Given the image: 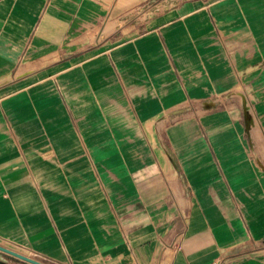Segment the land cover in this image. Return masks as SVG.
<instances>
[{"label":"crops","instance_id":"obj_1","mask_svg":"<svg viewBox=\"0 0 264 264\" xmlns=\"http://www.w3.org/2000/svg\"><path fill=\"white\" fill-rule=\"evenodd\" d=\"M0 245L264 264V0H0Z\"/></svg>","mask_w":264,"mask_h":264},{"label":"water","instance_id":"obj_2","mask_svg":"<svg viewBox=\"0 0 264 264\" xmlns=\"http://www.w3.org/2000/svg\"><path fill=\"white\" fill-rule=\"evenodd\" d=\"M0 252H1V253H5V254L10 255V256H13V257H15V258H17V259H20V260H22V261H25V262H27V263H29V264H42V263H39V262L34 261V260H32V259H29V258H27V257H23V256H20V255H18V254H15V253H13V252L7 251V250H5V249H3V248H0Z\"/></svg>","mask_w":264,"mask_h":264},{"label":"rangeland","instance_id":"obj_3","mask_svg":"<svg viewBox=\"0 0 264 264\" xmlns=\"http://www.w3.org/2000/svg\"><path fill=\"white\" fill-rule=\"evenodd\" d=\"M0 246L3 247V248L10 249L9 247H6V246H2V245H0ZM10 250H12V249H10ZM12 251L17 252L16 250H12ZM17 253H20V252H17ZM20 254H22L23 256L27 255L25 253L24 254L20 253ZM1 257H3L4 261H6L8 264H25V263H23V262H21V261H19L17 259H14V258H12L10 256H7V255H2L0 253V260H1ZM26 257H28V256H26Z\"/></svg>","mask_w":264,"mask_h":264},{"label":"bare ground","instance_id":"obj_4","mask_svg":"<svg viewBox=\"0 0 264 264\" xmlns=\"http://www.w3.org/2000/svg\"><path fill=\"white\" fill-rule=\"evenodd\" d=\"M0 248H2V247H0ZM5 250H7V249H5ZM7 251H10V250H7ZM10 252H13V251H10ZM13 253H15V252H13ZM15 254H18V253H15ZM18 255H20V254H18ZM20 256H23V255H20ZM23 257H26V256H23ZM27 258H29V257H27Z\"/></svg>","mask_w":264,"mask_h":264}]
</instances>
